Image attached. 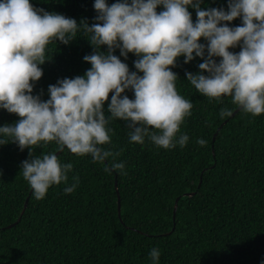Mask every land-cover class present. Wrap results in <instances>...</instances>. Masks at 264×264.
I'll use <instances>...</instances> for the list:
<instances>
[{"label":"trees","instance_id":"1","mask_svg":"<svg viewBox=\"0 0 264 264\" xmlns=\"http://www.w3.org/2000/svg\"><path fill=\"white\" fill-rule=\"evenodd\" d=\"M30 2L78 24L97 23L95 0ZM106 2L111 6L124 0ZM228 5L229 0H202L200 7L227 11ZM163 10V5L157 7L158 13ZM188 10L195 24L196 9ZM223 23L242 26V18ZM89 36L81 28L70 43L53 40L47 45V61L40 65L43 76L33 81V95L47 101L50 85L85 76L91 68L86 55L109 51L107 45L96 49ZM200 43L208 42L201 38ZM229 51L239 53L241 47ZM114 54L130 72L138 71L135 61L140 57L130 52L125 58L119 48ZM214 59L219 63L222 58ZM184 61L183 55L178 57L171 70L178 76V93L193 103L191 116L181 126L188 144L163 149L147 138L143 145L132 143L129 122L111 120L112 143L102 147L123 150L116 162L125 163L126 175L105 171L111 168V157L103 164L94 163L90 155L75 156L65 146L58 156L61 163L73 165L68 184L53 185L44 199L37 200L21 173L30 149L21 150L12 142L0 145V264H152L153 248L160 250L159 264H264V114L252 116L239 110L221 118L222 108L234 113L238 106L228 96L217 102L200 94L186 73H200L198 66L204 61L198 56L190 63ZM113 94L104 104L106 116L111 115ZM124 95L135 99L132 90ZM19 119L0 109V127ZM199 139L206 141L205 146L196 143ZM59 150L56 142H41L33 155ZM73 176L79 177L78 186L66 194Z\"/></svg>","mask_w":264,"mask_h":264},{"label":"clouds","instance_id":"2","mask_svg":"<svg viewBox=\"0 0 264 264\" xmlns=\"http://www.w3.org/2000/svg\"><path fill=\"white\" fill-rule=\"evenodd\" d=\"M201 3L124 0L109 6L106 0H95L97 23L89 26L35 8L30 0H0V109L20 117L14 125L0 127V145L12 142L21 150L30 149L21 173L37 200L44 199L53 185H67L73 169L55 152L34 156V146L41 142H56L61 151L66 146L78 157L90 155L94 163L103 164L111 157V168L105 171L125 175V163L116 162L123 150L102 147L112 143L111 120L129 122L132 143L143 145L147 138L163 149L185 147L189 136L181 133V126L191 116L193 103L178 93V76L171 70L182 55L185 63L197 56L204 61L198 66L200 73H186L200 94L217 102L228 96L245 114H264V0H229L227 11L203 10ZM160 5L164 10L158 13ZM189 6L196 9L195 24ZM237 18H242V26L222 25ZM81 28L96 49L107 45L109 51L86 55L91 68L85 76L50 85L47 101L33 95V81L43 76L40 65L47 61V45L53 40L68 44ZM201 38L207 45L200 43ZM237 46L239 53L229 51ZM117 48L125 58L130 52L140 57L135 61L137 72H130L114 54ZM214 57L222 59L217 63ZM126 90L134 91V100L124 95ZM110 93H114L108 107L111 115L106 116L104 104ZM232 114L228 108L220 110L221 118ZM196 143L205 146L206 141ZM72 180L66 194L78 186L79 177ZM160 255L158 248L151 250L152 264H159Z\"/></svg>","mask_w":264,"mask_h":264},{"label":"water","instance_id":"3","mask_svg":"<svg viewBox=\"0 0 264 264\" xmlns=\"http://www.w3.org/2000/svg\"><path fill=\"white\" fill-rule=\"evenodd\" d=\"M240 110V108L238 107L237 109H236V111L233 113V115L236 113V112H238ZM223 126V125H222ZM221 129V128H220ZM217 134V133H216ZM216 134H215V136H216ZM215 139V138H214ZM61 152V150H59V151H57L56 152V154L58 155L59 153ZM200 182H202V178H201V181ZM116 189H117V192H118V209H119V213L121 214V195H120V193H119V189H118V182L116 181ZM192 193H186V195H191ZM179 199H180V197H178L177 199H176V202H175V205H174V216H175V213L177 212V209H178V202H179ZM25 208H26V205H25ZM24 211H25V209H24ZM23 211V212H24ZM22 212V213H23ZM119 214V215H120ZM19 221V220H18Z\"/></svg>","mask_w":264,"mask_h":264}]
</instances>
